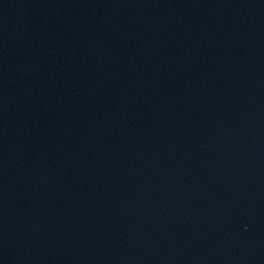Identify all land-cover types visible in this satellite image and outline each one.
<instances>
[{
  "label": "water",
  "instance_id": "1",
  "mask_svg": "<svg viewBox=\"0 0 264 264\" xmlns=\"http://www.w3.org/2000/svg\"><path fill=\"white\" fill-rule=\"evenodd\" d=\"M0 264H264V0H0Z\"/></svg>",
  "mask_w": 264,
  "mask_h": 264
}]
</instances>
